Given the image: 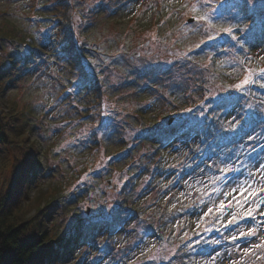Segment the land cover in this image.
I'll list each match as a JSON object with an SVG mask.
<instances>
[{
  "label": "rangeland",
  "instance_id": "rangeland-1",
  "mask_svg": "<svg viewBox=\"0 0 264 264\" xmlns=\"http://www.w3.org/2000/svg\"><path fill=\"white\" fill-rule=\"evenodd\" d=\"M65 1L0 0V23L16 34L0 41V62L8 65L1 77L10 83L0 107L25 111L40 149L30 194L87 167L70 187L72 201L46 211L49 226L64 234L77 219L128 215L108 241L101 228L91 242L75 243L68 264H152L144 259L157 239L150 223L164 240L174 233L149 256L154 264H264V237L224 247L256 223L264 228V44L246 43L248 31L264 26V0ZM63 7L76 49L86 47L78 73L62 48ZM212 9L215 27L196 19ZM229 27L231 35L220 31ZM250 111L263 120H244ZM210 118L216 128L209 131ZM187 125L179 139L172 135ZM162 132L176 148H156ZM173 172L185 175L176 181ZM19 175L0 139V198ZM124 186L132 189L128 199ZM233 206L244 220L231 222L240 215ZM181 243L187 248L177 252Z\"/></svg>",
  "mask_w": 264,
  "mask_h": 264
},
{
  "label": "trees",
  "instance_id": "trees-1",
  "mask_svg": "<svg viewBox=\"0 0 264 264\" xmlns=\"http://www.w3.org/2000/svg\"><path fill=\"white\" fill-rule=\"evenodd\" d=\"M67 11L66 7L60 8L58 11L63 26L62 34L67 36L62 48L67 58L80 66V59L86 58L84 55L86 47L82 45L81 48L76 49L75 43L77 42L73 36ZM247 17L249 21V15ZM139 24L144 25L142 22ZM259 26L260 24L255 26L251 36L249 35L250 37L246 40L251 48L258 44H264V26L261 30ZM5 27L7 28L0 23V41L16 36ZM31 40L25 35L22 38L23 42ZM10 64H13V61ZM7 67L6 63L0 62V95L3 88L10 84L9 82L6 84L5 78L1 77ZM82 71L84 72V69ZM223 104L221 100L214 108L218 109ZM3 106L2 104L0 107V139L9 143L13 166L14 168L18 167L20 175L0 198V264H68L73 255L75 243L91 242L95 228H106L109 236L114 235L126 221L128 215L122 214L124 212H113L111 219L94 216L96 219L89 223L84 219H77L71 229L64 231V234H62L61 228L57 230L56 227L49 226L45 219L48 214L46 211L59 203L72 201L69 197L70 187L80 178L83 171L87 170V167H80L69 173L70 175H66L58 181L54 180L47 188H38L33 194H30V183L37 177L40 149L30 138L26 127L29 120L26 118L25 111L12 103L10 106ZM255 115L256 117H253L252 112L249 114L248 121L252 124H258L264 118L257 111ZM209 124V131L211 128L212 130L216 128L213 118H210ZM163 146L164 144L158 143L156 148L159 150ZM123 188L120 192L128 199L132 194V189L129 187L127 189L125 186ZM133 206H135L134 203ZM135 212L139 213L140 208L137 207ZM70 225L71 222H68L66 226L70 227ZM155 226L158 229V226ZM172 239L174 238L170 240ZM186 244L182 243L178 250H185Z\"/></svg>",
  "mask_w": 264,
  "mask_h": 264
},
{
  "label": "snow or ice",
  "instance_id": "snow-or-ice-1",
  "mask_svg": "<svg viewBox=\"0 0 264 264\" xmlns=\"http://www.w3.org/2000/svg\"><path fill=\"white\" fill-rule=\"evenodd\" d=\"M211 2H212V0H204V4H206V5H210ZM193 11H196V8H195V7H193ZM215 13H216V10H215V9H212L211 12H205L204 15L197 16L196 19L201 20V21H206V22L209 24L210 27H215V25H214L213 22H212V16L215 15ZM220 31L223 32V33H227V34L231 35V33H232V28H231V27H229V28H222V29H220ZM231 38H232L233 40H236V39H237L234 35H232ZM260 58H261V59H264V55L260 56ZM261 71H262V73H264V70H261ZM249 79H250V77H246V78L242 81V83L239 84V85H237L236 87L239 88V87H242L243 85H246V84L249 82ZM262 190H264V189H262ZM220 207L223 208L224 205L221 204ZM254 211H255L254 208H253V209H249V210L245 213V215H252V213H253ZM232 216H233V221H231V222H234L236 214L233 213ZM249 235H255V232H254V231H250V232H249ZM245 251H247V249H245Z\"/></svg>",
  "mask_w": 264,
  "mask_h": 264
},
{
  "label": "water",
  "instance_id": "water-1",
  "mask_svg": "<svg viewBox=\"0 0 264 264\" xmlns=\"http://www.w3.org/2000/svg\"><path fill=\"white\" fill-rule=\"evenodd\" d=\"M169 121H171V119H170ZM88 211H89V210H88Z\"/></svg>",
  "mask_w": 264,
  "mask_h": 264
},
{
  "label": "bare ground",
  "instance_id": "bare-ground-1",
  "mask_svg": "<svg viewBox=\"0 0 264 264\" xmlns=\"http://www.w3.org/2000/svg\"><path fill=\"white\" fill-rule=\"evenodd\" d=\"M258 176V175H257Z\"/></svg>",
  "mask_w": 264,
  "mask_h": 264
}]
</instances>
